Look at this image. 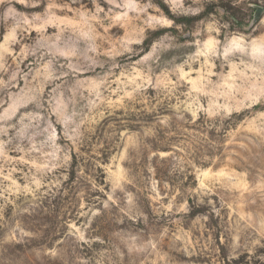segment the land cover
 <instances>
[{"label": "rangeland", "instance_id": "obj_1", "mask_svg": "<svg viewBox=\"0 0 264 264\" xmlns=\"http://www.w3.org/2000/svg\"><path fill=\"white\" fill-rule=\"evenodd\" d=\"M0 264H264V0H0Z\"/></svg>", "mask_w": 264, "mask_h": 264}]
</instances>
